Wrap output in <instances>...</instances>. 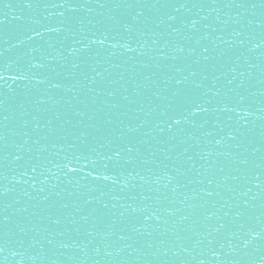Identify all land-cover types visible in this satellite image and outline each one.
I'll list each match as a JSON object with an SVG mask.
<instances>
[{
    "label": "water",
    "instance_id": "water-1",
    "mask_svg": "<svg viewBox=\"0 0 264 264\" xmlns=\"http://www.w3.org/2000/svg\"><path fill=\"white\" fill-rule=\"evenodd\" d=\"M142 2L0 0V264H264V0Z\"/></svg>",
    "mask_w": 264,
    "mask_h": 264
},
{
    "label": "snow or ice",
    "instance_id": "snow-or-ice-1",
    "mask_svg": "<svg viewBox=\"0 0 264 264\" xmlns=\"http://www.w3.org/2000/svg\"><path fill=\"white\" fill-rule=\"evenodd\" d=\"M177 2H179V0H155V4H160L162 8L174 7V4L177 3ZM150 3H152V0H146V3L142 2L140 4V6L141 7H145V6H147V4H150ZM101 6L103 7L104 5H101ZM185 6H186V4H182L181 5V7H185ZM180 11H181L180 8H175V12L177 14H179ZM141 15H143L142 12H136V16H141ZM168 19L170 21H177V20H179L180 22H183V20L186 19V17H180L179 15H169L168 16ZM196 23L197 22L195 20L192 21L193 27L196 25ZM174 30H178V29H174ZM154 43H155V41H154ZM197 43H199V41H197ZM181 51H183V49H181ZM193 51H195V49H193ZM208 51H209V49L207 47H204L203 48V52L204 53H207ZM205 59H207V57H205ZM193 75H195V73H193ZM205 111H206V109H205ZM176 123L178 124L179 121H176ZM128 151L131 152L132 151V148L129 147L128 148ZM33 171H35V169H33ZM70 171L71 172H75L76 169L73 167V168L70 169ZM207 183L209 185H211V184H213V180L211 178H209L208 181H207ZM205 191H206L207 196H209V197L213 196V194H214V190H205ZM216 194L219 195V193H216ZM183 219L187 220L188 217H183ZM223 227H224L223 225H220V228H223ZM217 231H219V229H217ZM89 235H91V233H89ZM120 239H124V237L121 236ZM62 246H66V245H62ZM95 251L98 253L99 252V248H96ZM108 255L111 256V253H108ZM129 255H131V253H129Z\"/></svg>",
    "mask_w": 264,
    "mask_h": 264
}]
</instances>
